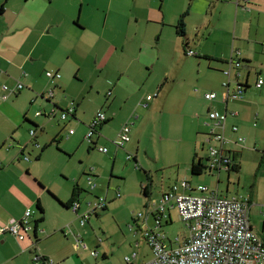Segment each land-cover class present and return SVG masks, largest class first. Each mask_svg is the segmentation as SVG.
I'll list each match as a JSON object with an SVG mask.
<instances>
[{"label":"crops","instance_id":"crops-1","mask_svg":"<svg viewBox=\"0 0 264 264\" xmlns=\"http://www.w3.org/2000/svg\"><path fill=\"white\" fill-rule=\"evenodd\" d=\"M184 4L178 0H0V69L3 71L0 81L12 86L16 80H19L24 88L27 87L26 90L23 89L12 97L13 99L0 101V228L11 220H19L27 208L33 209L37 201L43 209V225L38 224L37 233L25 234L23 240H17L9 234H0V264H35L34 261L38 258L41 264L44 263V259L52 260L53 264H106L107 261L109 264H114L109 259L113 252L112 248L102 247L104 239L94 230L92 235L87 230L86 224L89 220L83 226L80 225V216L87 212L92 202L86 200L85 210L82 211L83 190L78 185H71L67 189L66 186L61 189H52L43 178L32 175L40 155L37 154L33 161L29 160L28 163L25 162L26 164L21 163L27 144L20 143L16 127L21 126L24 116L34 124H38V120L44 115L36 116L38 111H35L36 121L28 115V111L30 106L38 101L48 102L40 96L50 89L54 92L53 100L50 101L53 107L64 108L71 101L75 102L78 109L80 97L88 85L92 88L89 94L93 93L95 82L91 83V81L96 71L109 68V71L112 70L116 74L115 80L108 74L109 71L104 75L96 76L98 77L96 82L100 81L105 88L110 86L114 90L110 89L105 93V105L99 104L95 108V115L103 111L107 120L99 127V136L94 140L93 148L97 151L98 148H105L97 146V140L101 136L100 131L104 125L117 116L119 126L129 122L138 104V99L134 97L135 92H140V84L135 77L132 79L133 66L135 61H140L139 68L144 74V63H148L149 58H153L146 51L149 44L146 43L145 37L148 32H160V42L165 33L164 41H170L172 47L178 51L181 47L184 52L186 47H193L197 53L190 50L194 55L188 56L201 55V58L205 60L215 61L218 71L226 77L224 81L228 86L223 87V81L219 95L215 92H205L202 95L205 101H207L204 98L206 93H214L216 95L214 100L225 101L224 113L220 112L221 105L218 101H208L207 107L196 109L195 117L189 118L192 131L196 133L202 130L200 125H203L202 119L208 111H217L226 115L228 137L232 139L234 135H250L248 113L252 102L245 96L250 89L248 79L250 68L253 66L262 68L256 75L254 87L260 90V95L264 93V80L260 87H256L259 75L264 69V0H191L187 7ZM184 13H186L184 18L186 38L178 37L175 32L174 38H171L168 29L176 26ZM113 37H117V41L113 40ZM121 39L122 45L119 44ZM184 44H186L185 47ZM161 45L162 42L160 48ZM218 47H220L219 50ZM151 49H153L152 46ZM128 52L129 57L125 61L124 58ZM92 54H94L95 66L93 70L84 73L82 69L88 59L92 63ZM153 54L159 57V52ZM122 61L125 63L119 64ZM231 61L235 63L231 65ZM236 63L239 65L236 66ZM241 68L246 69L240 73ZM46 71L58 72L61 77L54 84H50L44 75ZM225 71H229V77L224 74ZM237 89L242 90L241 98H232L229 101L230 97L224 100V94L227 91L233 94ZM157 90L155 93L158 96ZM56 94H59V97H56ZM122 99L127 100L126 103L122 104ZM77 109L72 116L74 120L86 113L81 112L79 116L80 112L78 113ZM89 114L86 118H89ZM78 125L76 124L77 130L80 128ZM232 126L238 127L236 134L231 132ZM37 135L35 131L31 139L34 140L33 147L43 151L46 141L41 142L43 144L41 147L35 139ZM72 135L74 137L76 133L73 131ZM23 147L25 148L22 153ZM119 149L122 148L115 147L116 152ZM240 155L241 153L236 151L233 153L236 163ZM239 170L240 165L235 175L239 174ZM207 172L213 173V171ZM217 174L220 181V172L217 171ZM226 174L228 182L223 193L221 194L219 190L220 182L214 190L223 196L238 194L242 195L240 197H248L254 204L249 214L250 226L253 231L264 237L262 209L264 193L258 184L245 192L233 193L230 190V172ZM31 175L35 178L33 184L25 179ZM86 176L89 178L87 185L92 184L97 178L93 175ZM236 180L239 182L238 179ZM180 181L190 183L183 179L173 184ZM36 182L43 188H40ZM93 185L95 189V184ZM142 186H146L148 191L143 208H153V203L159 200L166 189L159 186L157 191H153L150 183ZM75 188H78L75 198V201L79 203L78 212L72 211L71 204L68 208H64L48 200L47 191L60 202L67 204ZM23 195L27 196L23 198ZM98 198L104 199L105 207L107 202L121 199V193L117 188L113 197L108 198L106 192L103 197H95V201ZM125 202L126 200H123V203ZM126 204H129L128 198ZM36 212L37 216H34L33 212L31 221L39 218L40 213L37 209ZM48 216L52 221H49ZM68 224L90 249L98 251L96 259L90 257L87 252L81 253L76 250L73 237L70 234L65 235L62 231ZM134 224L137 229H134L133 242L130 240L126 245H121L130 254L124 255L121 261L115 264H125L124 259L133 255L135 257L132 259V264H140L151 257L150 249L145 241H139L135 235L138 234L139 227L136 222ZM128 229L133 231L129 226ZM58 233H62V236ZM141 243L144 249H141ZM147 249L148 259L143 260Z\"/></svg>","mask_w":264,"mask_h":264},{"label":"rangeland","instance_id":"rangeland-1","mask_svg":"<svg viewBox=\"0 0 264 264\" xmlns=\"http://www.w3.org/2000/svg\"><path fill=\"white\" fill-rule=\"evenodd\" d=\"M178 1L184 2L186 7L191 2V0ZM168 30L169 36L174 38V29L169 28ZM164 35L165 33L162 35L160 48V32L147 33L145 41L150 46L146 47V51L153 58H151L152 60L149 58L148 63H144V74L139 68L141 62H134L132 79L135 77V80L139 82L140 92H135L134 99H138V104L136 109H133L132 114H136L138 120L131 126L130 141L122 149L116 152L112 144L123 125V123L120 126L118 125V116L104 125L102 131H100L101 136L97 140V146L108 149L107 154L94 148L89 150L90 143L84 137L89 130L90 119L95 116L96 106L99 104L105 105V93L112 89L110 86L105 88L100 81L96 82L98 78L96 76L104 75L105 72L109 71V68L96 71L91 81V83L95 82L93 93L89 94L92 88L88 85L84 94L81 93L78 109L74 102L78 113L80 112L79 116H81V112H86L81 118L77 117L78 121L73 119L72 114L67 116L64 121L60 120L61 112L70 106L71 101L67 103L66 107L58 109L57 107L54 108L51 102L49 104L43 100L31 105L28 115L37 121V118L34 117L35 111L49 113L51 109H55L56 114L53 117L43 114L44 116L38 120L36 129H33V125L27 122H22L21 126L16 127L17 135L20 136V143L22 145L27 144L21 163H28L29 160L33 161L34 157L39 154L40 160L34 165L32 175L35 174L43 178L52 189H61L65 186L67 189L71 185H78L83 190L81 193L83 199L81 202L82 211L85 210L86 200L94 203L95 197H103L106 192L108 198H111L114 196L115 190L119 188L121 199L107 202L106 208L99 209L97 216L91 214L89 222L86 224V228L91 235L92 230H94L104 239L102 247L107 249V246H109L110 249L112 248L113 252L111 255L109 254V259L114 264L120 262L124 255L130 254L121 245H126L127 241L131 240L133 242L134 240L133 233L134 229L137 228L132 222V216H136L138 213L145 214L146 212L147 208H143L145 198L141 192L142 185L150 183L151 189L157 191L156 189L159 186L165 188L176 181L186 179L193 187L204 185L208 189L214 190L220 182L219 190L222 194L228 182L227 174L223 170L220 171V181L216 171H213V173L206 171L199 176L191 175L190 165L194 154L196 153L197 157L206 163L208 144L202 145L205 141L207 129L200 125L202 130L194 133L189 123V118L196 115L194 114L195 110L202 109L204 106L207 107L209 103L203 99V93L215 92L219 95L222 89L221 83L224 80L226 81V77L218 71L215 61L205 60L201 58V55L188 56L185 53L188 50L196 52L191 46L186 47L185 52L182 47L179 51L174 49L170 41H164L166 39ZM117 39V37H113V40L117 41ZM122 43L123 40L121 39L119 44L122 45ZM151 46L153 49H151ZM219 49L220 47H218ZM154 52H159V57H156V54H153ZM128 57L129 52L124 59ZM91 58L93 65L88 59L82 69L84 73L93 70L95 66L94 54L91 55ZM125 61L119 64H123ZM245 69L241 68L240 73ZM260 70L262 68L258 66L250 68L248 79L250 89L245 96L252 102L248 113L251 133L250 135H240L245 139L243 143L237 142L236 144L239 135H234L232 139L229 137L231 143L225 146V149L241 153L237 158L240 165L239 174L230 173V190L233 193H237L235 191L245 192L255 184H258L260 190L264 193V93L260 95V90L254 87L256 75ZM108 74L114 80L117 77L112 70ZM259 76L263 81L264 69ZM24 89L26 90L27 87ZM96 90H98V93H96ZM156 90L158 96L147 102L146 107L139 105L145 95H152ZM112 91L114 90L112 89ZM56 97H59V94H56ZM56 97L55 100H57ZM231 100L232 98L229 101ZM126 101L122 99V104ZM214 101L220 103V112L224 113L225 101H219V99ZM143 103L145 102L143 101ZM90 112L92 114H89ZM88 114L89 118H86ZM76 124H79L78 128H80L78 130ZM70 129L76 133L74 137L68 135ZM29 130L36 131V135H38L35 139L41 147H43L41 142L46 141L44 144L46 147L43 151L33 147L34 140L29 137ZM96 138L97 136L94 135L93 141ZM54 140H58V143L55 144ZM211 145L218 146L215 143ZM128 155L131 156L130 159H128ZM25 157L27 159H24ZM23 173L25 174V171ZM32 175L25 178L30 180L31 184L35 179ZM86 175L97 177L93 180L95 189L91 188L93 183L87 185L89 178ZM36 184L38 185L37 182ZM26 196L23 195V198ZM235 196L240 197L242 195L236 194ZM127 198L129 204H126ZM48 200L56 205V200L50 195H48ZM123 200H126V202L123 203ZM32 208L29 209L34 212V216H37L36 207L33 206ZM171 218L172 222L164 225L162 231L172 240L176 237H182L187 231L175 211L171 212ZM48 219L52 221L49 216ZM136 223L138 226L142 224L141 222ZM148 225L153 226L151 217L148 220ZM128 226H134L132 232L129 231ZM61 234L58 233L59 236H62ZM135 235H137L139 241L143 240L139 229L138 234ZM141 249H144L142 243ZM100 251L102 250L100 249ZM148 254L147 249L145 257L141 258L143 260L148 259ZM106 264H109L108 261Z\"/></svg>","mask_w":264,"mask_h":264},{"label":"built area","instance_id":"built-area-1","mask_svg":"<svg viewBox=\"0 0 264 264\" xmlns=\"http://www.w3.org/2000/svg\"><path fill=\"white\" fill-rule=\"evenodd\" d=\"M187 55H194L188 50ZM235 62L231 61L233 65ZM236 66L239 64L236 63ZM3 71L0 69V77ZM229 77V71L224 72ZM45 78L50 84H54L60 79L58 72L46 71ZM262 80L259 78L256 87H260ZM223 87L228 84L224 82ZM24 89L21 81L16 80L12 86H8L0 81V101H6L17 95ZM53 89L48 90L40 97L51 101L54 94ZM110 94V93H108ZM157 96L145 95L139 105L147 106ZM241 98L242 90L237 89L233 94L227 91L224 94V100L228 98ZM207 101H213L216 98L214 93L204 94ZM143 101L145 103H143ZM55 108V107H54ZM76 107L72 102L70 106L62 111L60 120H65L67 116L74 115ZM54 116L55 109L49 113L45 111L37 112L35 115ZM234 115V114H232ZM107 120L102 111H99L89 125V130L85 135L88 142L94 143L93 136H99V127ZM138 120L136 114L131 115V120L125 123L119 130L116 139L113 141L115 147L122 148L129 141V133L134 121ZM203 126L207 129L203 146L208 144V165L209 171L230 170L229 165L233 161V151L225 149V146L231 143L226 135V115L217 111H208L202 119ZM236 126L231 127L232 133H237ZM73 130L68 131L72 135ZM31 138L35 135L34 130H29ZM245 139L238 136L236 144L243 143ZM215 143L218 146H212ZM101 153H107L106 148H98ZM131 156H128L130 159ZM24 159H27L26 157ZM91 184V183H90ZM94 188V185L91 186ZM254 204L248 197L223 196L215 190L211 191L207 186L197 185L192 187L186 181L171 185L164 190L157 202L153 203V208H147L145 214L138 213L133 216L132 222H141L139 230L142 239L150 249L151 257L149 260L140 264H264V237L253 231L249 223L250 210ZM104 207V199L98 198L89 205L87 212L80 216V225L83 226L89 220L91 214ZM71 209L78 212L79 203L74 201ZM264 211V206H262ZM175 211L178 219L184 223L187 233L180 238L169 239L162 231L164 225L172 222L171 212ZM32 210L27 208L19 220H11L8 224L0 228V234H9L17 240H23L25 234L33 231V222L31 221ZM150 217L153 220V226L148 225ZM133 230V226H129ZM65 235L70 234L74 239V246L79 252H87L90 257L97 258L98 251L90 249L86 243L76 235L70 225L62 229ZM135 257H126L125 264H132ZM35 259V264H41ZM42 264H53L52 260L44 259Z\"/></svg>","mask_w":264,"mask_h":264},{"label":"trees","instance_id":"trees-1","mask_svg":"<svg viewBox=\"0 0 264 264\" xmlns=\"http://www.w3.org/2000/svg\"><path fill=\"white\" fill-rule=\"evenodd\" d=\"M186 16V13H184L183 15H181L178 23L176 26L173 27L174 29V32L175 34L182 38V39H185L186 38V33H185V24H184V18ZM186 46V44H184V47ZM14 97V96H13ZM9 100V99H8ZM7 101V100H6ZM5 102V101H4ZM23 122H27L31 125H33V129H36L37 128V125L34 124L32 121H30V119L26 116L23 117ZM35 131V130H34ZM55 144L58 143V140H54ZM90 149H92L94 146H95V143H91L90 144ZM46 147V146H45ZM45 147L43 149H45ZM25 147H23V149L21 150V152L23 153V150H24ZM236 157L233 156V161H232V164L229 165L230 167V170L228 172L232 173H237L238 172V169H239V165L238 163H236V160H235ZM135 162V161H134ZM208 158H206V163L202 161L201 158H198L197 157V154L195 153L194 156H193V160H192V163L190 165V173L192 176H199L203 173H205L206 171H209L210 167L208 165ZM227 172V173H228ZM147 179L149 180V178L147 177ZM39 187L40 188H43V186L38 183ZM76 191H78V188H75V190H73V194L71 196V199L69 201V203L67 204H64L62 202H60L52 193H50L49 191H47V195H50L52 198H54L56 200V203H58L59 205H61L62 207L64 208H68L70 204H72L74 201H75V198L77 197V194H76ZM141 191H142V195L144 198H147L148 197V191H147V187L146 186H142L141 187ZM35 207L37 209V211L40 213V216L37 220L33 221V231L31 232L32 234L33 233H37V226L38 224L42 223L43 222V209L42 207L40 206L39 202L37 201L36 204H35ZM105 207H103L101 210H103ZM98 214L95 213V216H97ZM32 219V218H31Z\"/></svg>","mask_w":264,"mask_h":264},{"label":"water","instance_id":"water-1","mask_svg":"<svg viewBox=\"0 0 264 264\" xmlns=\"http://www.w3.org/2000/svg\"><path fill=\"white\" fill-rule=\"evenodd\" d=\"M48 102H50V101H48ZM34 234V233H33Z\"/></svg>","mask_w":264,"mask_h":264}]
</instances>
